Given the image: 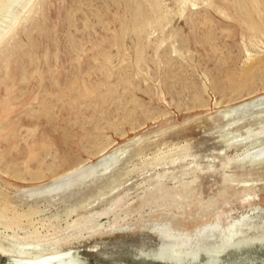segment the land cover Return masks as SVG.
Wrapping results in <instances>:
<instances>
[{
    "label": "rangeland",
    "instance_id": "obj_1",
    "mask_svg": "<svg viewBox=\"0 0 264 264\" xmlns=\"http://www.w3.org/2000/svg\"><path fill=\"white\" fill-rule=\"evenodd\" d=\"M12 2L0 264H264V0Z\"/></svg>",
    "mask_w": 264,
    "mask_h": 264
},
{
    "label": "bare ground",
    "instance_id": "obj_2",
    "mask_svg": "<svg viewBox=\"0 0 264 264\" xmlns=\"http://www.w3.org/2000/svg\"><path fill=\"white\" fill-rule=\"evenodd\" d=\"M20 2H21V0H13L12 5L9 6L7 11H6V13H8V14L13 12V14H14L13 19H16V17L21 12L23 7H25L24 3H20ZM16 5H17V7H15ZM262 103H264V97L260 98L257 101L253 100V101L246 103V104H244L238 108L244 109L247 106L251 107V106H255L257 104L259 105ZM231 125H233V124H231ZM261 151L263 152V150H261ZM117 154H118V152L113 153L112 156L110 157V159H108V160L113 161L112 159ZM257 155H259V154H257ZM105 159H102V161H100L98 163V165L99 164L102 165V164L106 163ZM110 161H108V162H110ZM93 167L90 165V167L88 169H85V171L79 170V171H75L73 173H70L68 175H65L59 179L54 180L53 183L48 185L47 187H44V188L39 189V190L34 191V192L35 193H50L52 191L62 190L64 188H66L69 184L71 185V184H73V182L80 181L84 177V175H86L88 172L94 171V168L96 166L94 168ZM93 173H95V172H93ZM15 251L18 255H20V257L13 255L11 264H80V262H81L78 259L79 257L77 258L75 256L74 250H71V249L69 251L56 252L54 254L44 255V256H41L38 258L29 257L28 255H26V254H28L27 249H24L21 247L16 246ZM77 252H78V250H77ZM162 259H164V258H162ZM167 260H169L170 262H182V263L184 262L183 260H179V259H176L174 257H169Z\"/></svg>",
    "mask_w": 264,
    "mask_h": 264
}]
</instances>
